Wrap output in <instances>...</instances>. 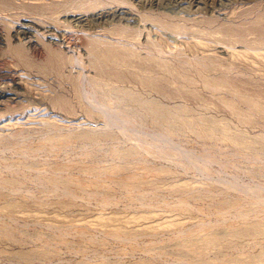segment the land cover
I'll use <instances>...</instances> for the list:
<instances>
[{"label":"rangeland","instance_id":"rangeland-1","mask_svg":"<svg viewBox=\"0 0 264 264\" xmlns=\"http://www.w3.org/2000/svg\"><path fill=\"white\" fill-rule=\"evenodd\" d=\"M197 1L0 0V264H264V0Z\"/></svg>","mask_w":264,"mask_h":264},{"label":"bare ground","instance_id":"bare-ground-1","mask_svg":"<svg viewBox=\"0 0 264 264\" xmlns=\"http://www.w3.org/2000/svg\"><path fill=\"white\" fill-rule=\"evenodd\" d=\"M147 1H148V0H147ZM199 1H200V0H199ZM199 1H197V2H199ZM212 1H213V0H212ZM141 2H142V0H141ZM149 3H150V2H149ZM210 3H212V2H210ZM143 4H144V3H143ZM218 4H219V3H218ZM100 10H101V9H100ZM111 10H112V8L109 9V11H111ZM115 10H116V9H115ZM98 11H99V10H98ZM101 11H102V10H101ZM107 11H108V10H107ZM112 11H113V10H112ZM122 11H123V10H122ZM68 12H69V11H68ZM74 12H75V11H74ZM76 12H77V11H76ZM117 12H118V11H117ZM117 12H116V13H117ZM70 13H71V12H70ZM72 13H73V12H72ZM107 13H108V12H107ZM118 13H119V12H118ZM123 13H124V12H123ZM123 13H121V14H123ZM129 13H130V12H129ZM116 15H117V14H116ZM119 15H120V14H119ZM119 15H118V16H119ZM79 16H80V15H79ZM81 16H82V15H81ZM86 16H87V15H86ZM92 16H93V15H92ZM93 17H95V16H93ZM85 18H86V17H85ZM103 18H104V17H103ZM118 18H119V17H118ZM71 19H73V18H71ZM71 19H70V20H71ZM79 19H80V18H79ZM108 19H109V18H108ZM112 19H113V17H112ZM114 19H115V18H114ZM116 19H117V18H116ZM124 19H125V18H124ZM77 20H78V19H77ZM82 20H83V17H82ZM75 21H76V19H75ZM86 21H87V20H86ZM98 21H99V20H98ZM145 21H146V20H145ZM77 22H78V21H77ZM82 22H83V21H82ZM82 22H81V23H82ZM105 22H106V20H105ZM40 23H41V22H40ZM86 23H87V22H86ZM27 24H28V23H27ZM33 24H34V23H33ZM82 24H83V23H82ZM23 25H24V24H23ZM25 25H26V24H25ZM83 25H84V24H83ZM20 26H21V25H20ZM27 27H28V26H27ZM31 27H32V25H31ZM18 28H19V26H18ZM45 28H46V27H45ZM27 29H28V28H27ZM29 29H30V28H29ZM23 30H24V28H23ZM18 31H19V30H18ZM20 31H21V30H20ZM50 31H51V30H50ZM22 32H23V31H22ZM26 32H28V31H26ZM49 33H50V32H49ZM0 34H1V33H0ZM20 34H21V33H20ZM23 34H24V33H23ZM28 34H29V32H28ZM51 34H52V33H51ZM24 35H26V34H24ZM57 35H58V34H57ZM0 36H1V35H0ZM30 36H31V35H29L28 38H29ZM48 36H49V35H48ZM50 36H51V35H50ZM26 37H27V36H26ZM30 38H34V37H30ZM18 39H19V38H18ZM27 40H28V39H27ZM33 40H34V39H33ZM49 40H50V39H49ZM52 40H53V39H52ZM52 40H51V41H52ZM36 41H37V40H36ZM54 41H55V40H54ZM29 43H30V42H29ZM33 43H34V42H33ZM34 45H35V44H34ZM10 97H11V96H10Z\"/></svg>","mask_w":264,"mask_h":264}]
</instances>
